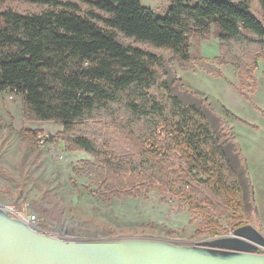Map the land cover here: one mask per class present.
<instances>
[{
	"label": "trees",
	"instance_id": "16d2710c",
	"mask_svg": "<svg viewBox=\"0 0 264 264\" xmlns=\"http://www.w3.org/2000/svg\"><path fill=\"white\" fill-rule=\"evenodd\" d=\"M24 1L36 8L24 12L0 0V93H21L27 119L61 122L66 146L98 160L85 161L84 170L109 195L155 185L164 195L184 197L212 233L232 213L231 228L243 225L242 180L203 110L170 86L169 57L161 50L183 69L199 66L218 76L220 65L236 64L242 83L252 79L254 87L264 59V0H171L164 16L142 0ZM212 25L219 55L195 57L192 35L209 38ZM120 35L139 45L125 46ZM100 118L131 152L102 149V132L87 129ZM42 133L22 130L23 145L32 147Z\"/></svg>",
	"mask_w": 264,
	"mask_h": 264
},
{
	"label": "rangeland",
	"instance_id": "374dc122",
	"mask_svg": "<svg viewBox=\"0 0 264 264\" xmlns=\"http://www.w3.org/2000/svg\"><path fill=\"white\" fill-rule=\"evenodd\" d=\"M142 1L159 16L167 13L171 3ZM7 3L24 12L36 8L24 0ZM118 39L125 46L139 45L123 35ZM190 47L195 57L215 60L220 52L215 26L209 38L194 33ZM161 53L169 57L170 86L184 102H194L203 110L242 180L247 208L244 224H252L264 234V59L254 70L253 87L252 79L242 83L236 64L220 65L223 75L218 76L199 66L183 69L169 50ZM24 129L43 131L32 147L22 143ZM87 129L95 136L96 130L102 132L101 146L107 153L132 150L105 119L88 121ZM63 131L61 122L25 118L21 93L8 90L0 96V206L9 215L21 214L39 232L66 240L147 238L199 245L234 232V213L221 220L218 233H212L201 225L202 217L190 210L184 197L164 195L155 185L136 195H109L96 174L84 170L85 161L98 160L87 150L69 149L60 136ZM50 136L56 140H49ZM33 215L40 220L34 222Z\"/></svg>",
	"mask_w": 264,
	"mask_h": 264
},
{
	"label": "water",
	"instance_id": "95a60500",
	"mask_svg": "<svg viewBox=\"0 0 264 264\" xmlns=\"http://www.w3.org/2000/svg\"><path fill=\"white\" fill-rule=\"evenodd\" d=\"M264 234L252 224L199 245L121 238L66 240L39 232L0 206V264H264Z\"/></svg>",
	"mask_w": 264,
	"mask_h": 264
},
{
	"label": "bare ground",
	"instance_id": "6f19581e",
	"mask_svg": "<svg viewBox=\"0 0 264 264\" xmlns=\"http://www.w3.org/2000/svg\"><path fill=\"white\" fill-rule=\"evenodd\" d=\"M20 216H16V217H18V218H20V219H22V215L21 214H19ZM32 219H33V221L35 222L36 221V218H37V221L36 222H38L40 219L38 218V217H36V215H33L32 217H31ZM35 224V223H34ZM33 224V225H34ZM38 225V224H37Z\"/></svg>",
	"mask_w": 264,
	"mask_h": 264
},
{
	"label": "crops",
	"instance_id": "0c3cea01",
	"mask_svg": "<svg viewBox=\"0 0 264 264\" xmlns=\"http://www.w3.org/2000/svg\"><path fill=\"white\" fill-rule=\"evenodd\" d=\"M169 4V3H168ZM170 5H171V3H170ZM170 7V6H169ZM169 7L167 8V11H168V9H169ZM6 92V90L5 91H2L1 93H0V96L2 95V93H5ZM191 103H194V102H191ZM63 125V124H62ZM63 128H64V125H63Z\"/></svg>",
	"mask_w": 264,
	"mask_h": 264
},
{
	"label": "built area",
	"instance_id": "2783aa9c",
	"mask_svg": "<svg viewBox=\"0 0 264 264\" xmlns=\"http://www.w3.org/2000/svg\"><path fill=\"white\" fill-rule=\"evenodd\" d=\"M39 139L41 138V136L39 135V137H38ZM16 217V216H15ZM16 218H18V217H16ZM36 221H37V218H36Z\"/></svg>",
	"mask_w": 264,
	"mask_h": 264
}]
</instances>
